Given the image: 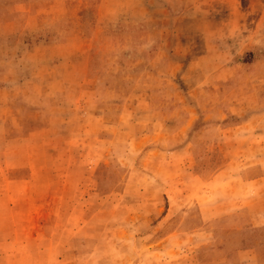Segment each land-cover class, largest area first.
Listing matches in <instances>:
<instances>
[{"label": "rangeland", "instance_id": "rangeland-1", "mask_svg": "<svg viewBox=\"0 0 264 264\" xmlns=\"http://www.w3.org/2000/svg\"><path fill=\"white\" fill-rule=\"evenodd\" d=\"M263 89L264 0H0V264L194 263L170 133Z\"/></svg>", "mask_w": 264, "mask_h": 264}, {"label": "crops", "instance_id": "crops-1", "mask_svg": "<svg viewBox=\"0 0 264 264\" xmlns=\"http://www.w3.org/2000/svg\"><path fill=\"white\" fill-rule=\"evenodd\" d=\"M220 110L226 119H188L170 133L197 151L183 171L190 188L172 197L166 215L174 216L189 202L197 215L193 228L170 233L158 249L191 255L194 263L186 264H264V109L247 118Z\"/></svg>", "mask_w": 264, "mask_h": 264}]
</instances>
